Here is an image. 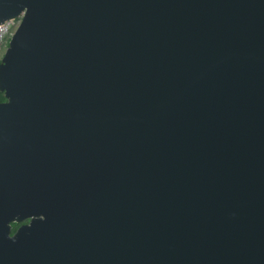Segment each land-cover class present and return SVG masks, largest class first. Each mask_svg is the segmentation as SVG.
Listing matches in <instances>:
<instances>
[{
	"label": "water",
	"instance_id": "95a60500",
	"mask_svg": "<svg viewBox=\"0 0 264 264\" xmlns=\"http://www.w3.org/2000/svg\"><path fill=\"white\" fill-rule=\"evenodd\" d=\"M19 16L0 264H264V0H0Z\"/></svg>",
	"mask_w": 264,
	"mask_h": 264
},
{
	"label": "built area",
	"instance_id": "2783aa9c",
	"mask_svg": "<svg viewBox=\"0 0 264 264\" xmlns=\"http://www.w3.org/2000/svg\"><path fill=\"white\" fill-rule=\"evenodd\" d=\"M21 19L22 16H19L17 18L7 20L4 23H0V51L4 48L7 49L9 41Z\"/></svg>",
	"mask_w": 264,
	"mask_h": 264
},
{
	"label": "trees",
	"instance_id": "16d2710c",
	"mask_svg": "<svg viewBox=\"0 0 264 264\" xmlns=\"http://www.w3.org/2000/svg\"><path fill=\"white\" fill-rule=\"evenodd\" d=\"M6 100V97H5V94H4V92H2L1 90H0V102H3V101H5ZM28 221V220H27ZM27 221H25V222H27ZM21 223H14L13 224V230H12V233H14L15 231H16V229L18 228V226L20 225Z\"/></svg>",
	"mask_w": 264,
	"mask_h": 264
},
{
	"label": "rangeland",
	"instance_id": "374dc122",
	"mask_svg": "<svg viewBox=\"0 0 264 264\" xmlns=\"http://www.w3.org/2000/svg\"><path fill=\"white\" fill-rule=\"evenodd\" d=\"M5 52H6V49L5 48L2 51H0V62H1V60H2V58L4 56V54H5Z\"/></svg>",
	"mask_w": 264,
	"mask_h": 264
},
{
	"label": "flooded vegetation",
	"instance_id": "af4514ba",
	"mask_svg": "<svg viewBox=\"0 0 264 264\" xmlns=\"http://www.w3.org/2000/svg\"><path fill=\"white\" fill-rule=\"evenodd\" d=\"M20 225H21V224H20ZM20 225H19V226H20Z\"/></svg>",
	"mask_w": 264,
	"mask_h": 264
}]
</instances>
